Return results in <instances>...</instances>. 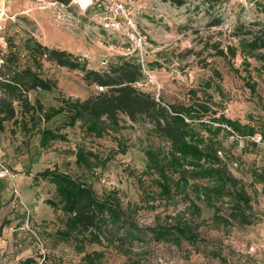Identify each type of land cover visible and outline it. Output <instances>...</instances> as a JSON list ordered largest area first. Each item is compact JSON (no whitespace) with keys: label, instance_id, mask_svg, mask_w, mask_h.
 <instances>
[{"label":"rangeland","instance_id":"rangeland-1","mask_svg":"<svg viewBox=\"0 0 264 264\" xmlns=\"http://www.w3.org/2000/svg\"><path fill=\"white\" fill-rule=\"evenodd\" d=\"M93 1L95 7L85 15L73 3L69 9L73 19L66 24L56 21L40 2L0 0V60L8 52V40H12L20 48L22 65H31L23 48L29 37L51 49L80 56L94 70L106 71L121 57L133 56L139 60L126 40L104 32L90 21V16L101 9L102 0ZM112 1H124L134 10L138 29L148 45L143 52L148 74H144L137 88L151 93L163 104L210 106V111L202 117V122L210 126L218 127L213 119L225 116L256 130L253 137H240L228 131L219 135L226 153L236 158V164L231 165L233 173L250 183L251 170H264L261 134L264 73L258 71L260 64L254 59L245 69L241 55L229 63L214 48L218 46L226 51L229 45L237 46L235 35L239 28L264 24V0H223L214 8L191 0L182 7L161 0ZM218 21L220 25H214ZM42 64L44 78L55 81L57 89L51 93H33L30 98L34 100L38 96L47 108L57 106L61 96L84 100L97 93L98 86H87L78 71L46 61ZM248 84H255V93ZM121 120L126 129L119 134L93 139L85 138L79 126L66 127V117L60 115L41 127L60 129L68 136L67 142H55L47 149L40 148L36 130L23 134L13 124H6L5 133L0 135V180L4 185L0 195V227L5 220L9 223L0 232V264H23L31 257L37 264H81L82 256L71 243L57 244L47 235L59 226L60 212L55 213L46 204L47 200L55 199L54 186L47 181L34 182L37 173L56 166L73 176L83 172L76 167L72 153L78 144L109 160L95 175L88 174L89 182L99 194L116 189L125 201H139L138 178L146 167L145 151L150 144H158V140L150 135L149 124H133L124 116ZM143 180L149 183L148 178ZM255 188L249 189V193L254 212L261 220L259 224L223 229L213 224V211L205 210L197 248L188 243L181 247L151 244L144 264H221L216 254L226 258L229 264H264V186L258 184ZM181 210L183 206L170 207L167 214ZM163 211L164 208L142 213L141 224H153L155 216ZM101 250L91 246L87 252ZM125 262V257L107 251L102 264Z\"/></svg>","mask_w":264,"mask_h":264},{"label":"trees","instance_id":"trees-1","mask_svg":"<svg viewBox=\"0 0 264 264\" xmlns=\"http://www.w3.org/2000/svg\"><path fill=\"white\" fill-rule=\"evenodd\" d=\"M161 1L182 7L189 0ZM191 1H202L214 8L223 0ZM214 25H220V21ZM239 31L235 35L238 45H229L226 51L217 46L216 54L229 63L241 55L245 69L254 59L260 64L258 71L264 73V24ZM7 43L8 52L1 57L0 64V135L9 123L23 134L36 130L40 148L47 149L55 142H67L68 136L60 129L41 127L60 115H65L66 127L79 126L85 138L93 139L126 129L121 120L124 116L133 124H149L150 135L158 140V144H150L145 151L147 163L138 178L141 195L137 202L125 201L116 189L101 194L94 189L88 174L95 175L109 160L85 145L78 144L72 152L76 167L83 171L79 175L73 176L56 166L34 176L35 183L47 181L55 188V199L47 200L46 204L55 213L60 212L59 226L47 235L57 244L71 243L82 256L81 264H102L107 251L125 257L124 264H144L151 244L181 247L188 243L197 248L205 210L213 211V224L223 229L260 223L249 189L256 190L258 184L264 186V170H251L250 183L237 177L231 169L236 158L226 153L219 140L224 131L253 137L256 134L253 127L225 116L213 119L218 127L210 126L202 122L203 115L210 111V106L203 103L163 104L151 93L137 88L144 79V71L133 56L121 57L108 70L99 71L90 69L88 61L80 56L51 49L29 37L23 48L32 64L22 65L19 46L12 40ZM42 61L78 71L87 86H98L103 91L97 89L96 94L84 100L61 96L57 106L47 108L38 96L34 100L30 98L33 93H51L57 89L55 81L44 78ZM233 71L238 73L237 69ZM248 85L255 93V84ZM261 134L264 138V132ZM143 177L149 179L148 184ZM3 187L0 180V195ZM179 206L183 210L167 214L170 207ZM162 208L163 218L158 213L153 224H141L142 213ZM8 223L3 222L0 232ZM91 246L103 250L87 252ZM216 258L221 264H229L220 254ZM22 263L37 264V261L31 257Z\"/></svg>","mask_w":264,"mask_h":264},{"label":"built area","instance_id":"built-area-1","mask_svg":"<svg viewBox=\"0 0 264 264\" xmlns=\"http://www.w3.org/2000/svg\"><path fill=\"white\" fill-rule=\"evenodd\" d=\"M73 3L77 5L80 12L84 15L95 7L93 0H73ZM51 5L54 6L55 4ZM100 5L101 9L90 16V21L94 22L104 32L116 34L126 40L140 58L139 61L142 64L144 74H148L143 60V52L148 48V45L138 29L134 10L124 1L102 0ZM61 16L62 14L59 13V20H63ZM97 89L99 92L103 91L101 87Z\"/></svg>","mask_w":264,"mask_h":264},{"label":"crops","instance_id":"crops-1","mask_svg":"<svg viewBox=\"0 0 264 264\" xmlns=\"http://www.w3.org/2000/svg\"><path fill=\"white\" fill-rule=\"evenodd\" d=\"M34 1L42 3L43 8L50 10L53 14L54 19L58 22L68 24L73 19L69 12V9L72 7V4H73L72 0L69 2L68 0L66 1H63V0H34ZM51 4H55V5L52 6ZM59 13L62 14L61 17L63 20L58 19Z\"/></svg>","mask_w":264,"mask_h":264},{"label":"water","instance_id":"water-1","mask_svg":"<svg viewBox=\"0 0 264 264\" xmlns=\"http://www.w3.org/2000/svg\"><path fill=\"white\" fill-rule=\"evenodd\" d=\"M0 62H1V60H0Z\"/></svg>","mask_w":264,"mask_h":264}]
</instances>
